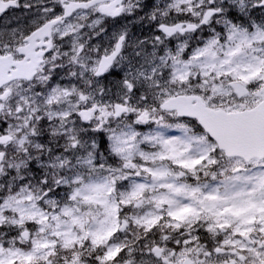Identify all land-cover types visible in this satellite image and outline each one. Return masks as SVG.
I'll return each instance as SVG.
<instances>
[{
	"label": "snow or ice",
	"instance_id": "1",
	"mask_svg": "<svg viewBox=\"0 0 264 264\" xmlns=\"http://www.w3.org/2000/svg\"><path fill=\"white\" fill-rule=\"evenodd\" d=\"M0 264H264V0H0Z\"/></svg>",
	"mask_w": 264,
	"mask_h": 264
}]
</instances>
